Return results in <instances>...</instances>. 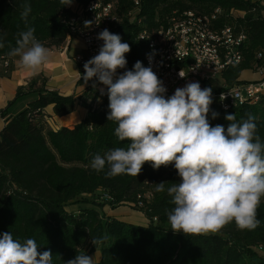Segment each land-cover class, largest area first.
I'll return each mask as SVG.
<instances>
[{
	"label": "trees",
	"instance_id": "trees-1",
	"mask_svg": "<svg viewBox=\"0 0 264 264\" xmlns=\"http://www.w3.org/2000/svg\"><path fill=\"white\" fill-rule=\"evenodd\" d=\"M107 1H116L122 14L133 8L132 0ZM25 2L32 8L27 21L20 14ZM139 5V15L148 25L153 24L157 14L174 9L208 11L221 6L246 10L250 20L245 26L249 45L245 60L223 74L228 84L250 67L254 50L264 46V19H252L251 9L256 7L258 14L259 6L250 0H140ZM64 8L60 0H0V36L5 43L0 48V57L11 58L10 46L15 47L17 34L28 27L35 29L34 35L43 46L55 49L61 46L68 36L59 16ZM138 29L136 23L123 18L113 31L131 49L125 54L126 67L119 70H132L136 61L143 65L146 44L136 39ZM30 92L37 93V98L0 130V234L11 233L21 243L35 239L40 252L51 250L53 264H66L78 254H87L88 247L91 254L96 250L100 253L95 264H264V200L257 209L260 224L254 230H241L232 222L207 235L173 232L167 216L175 205L167 188L181 179L173 164L155 170L145 163L137 177L126 174L106 177L107 168L97 172L90 167L95 155L103 156L115 148L126 150L130 143L120 141L115 135L118 125L107 120L110 112L107 88L83 93L82 99H90L89 104L84 102V118L72 127L57 129L46 120L49 116L45 108L52 105L53 114L62 117L73 112L76 98L29 84L18 88L15 99ZM213 112L218 114L215 119ZM228 114H235V122L254 115L256 135L264 144V100L228 111L211 104L209 124L223 125L226 130L231 123L225 119ZM160 182L165 184L164 192L155 191L156 183ZM147 191L152 197L149 201L142 200L143 206L137 207L138 196L144 199ZM85 195L113 207L117 202L132 203L143 213L148 225L104 217L102 202L99 206L92 204L93 207L83 205L75 213L67 209L70 204L94 203ZM93 239L103 242L94 245Z\"/></svg>",
	"mask_w": 264,
	"mask_h": 264
},
{
	"label": "clouds",
	"instance_id": "clouds-1",
	"mask_svg": "<svg viewBox=\"0 0 264 264\" xmlns=\"http://www.w3.org/2000/svg\"><path fill=\"white\" fill-rule=\"evenodd\" d=\"M60 2L70 5L72 0ZM31 11L30 3L22 4V19L27 21ZM34 33L32 27L20 31L8 52L18 58L21 69L32 74L50 58L49 49ZM97 39L103 45L84 64L82 79L87 83L95 77L107 86V120L118 125V139L130 143L126 150L95 155L90 167L97 172L107 168L106 177H137L145 163L155 170L173 164L181 178L167 188L175 205L167 216L173 232L207 235L232 222L241 230L257 228V209L264 198V144L256 135V117L249 114L235 122V114H228L225 119L231 123L226 130L223 125L213 127L207 118L213 102L211 88L201 89L199 82H191L165 98L166 88L151 66L136 61L132 70L117 75V69L126 67L125 54L131 50L118 34L104 29ZM4 47L0 36V48ZM148 59L151 64V54ZM217 115L213 112V119ZM155 191L164 192V182L156 183ZM102 242L92 240L94 245ZM39 248L35 239L21 243L11 233L0 234V264H53L51 250L40 252ZM66 264H95V259L78 254Z\"/></svg>",
	"mask_w": 264,
	"mask_h": 264
},
{
	"label": "built area",
	"instance_id": "built-area-1",
	"mask_svg": "<svg viewBox=\"0 0 264 264\" xmlns=\"http://www.w3.org/2000/svg\"><path fill=\"white\" fill-rule=\"evenodd\" d=\"M132 1L133 8L125 14L119 12L116 1L107 0L72 1L59 12L60 22L68 31L63 44L69 43L72 38L81 42L73 60L78 68L76 79L83 82L82 96L89 89L102 91L107 88L95 77L84 82V64L97 55L103 45V41L97 39L98 34L104 29L113 33L126 18L139 27L136 39L146 44L143 66H151L162 81L166 88L165 98L191 82H199L201 89H212L211 80L220 75L223 83L212 90V105L220 110L255 105L264 100V46L254 50L250 67L243 70L234 83L228 84L223 77L226 70L245 60L250 40L245 27L250 21L246 10L221 6L208 11L174 9L167 14H157L153 24L148 25L139 15L140 0ZM250 1L259 6L258 14L256 7L251 9L252 19H264V0ZM86 21L91 24L85 26ZM149 54L153 57L151 64ZM0 59L3 66H9L8 59ZM123 72L117 69V75ZM243 73L247 75L243 76ZM96 101L93 107H96ZM76 102L89 104L90 99L77 98ZM143 197L138 196L137 207L143 206L142 200L149 201L152 194L147 191Z\"/></svg>",
	"mask_w": 264,
	"mask_h": 264
},
{
	"label": "crops",
	"instance_id": "crops-1",
	"mask_svg": "<svg viewBox=\"0 0 264 264\" xmlns=\"http://www.w3.org/2000/svg\"><path fill=\"white\" fill-rule=\"evenodd\" d=\"M48 48V47H46ZM81 48V42L77 38H72L67 44L55 48H48L50 51V58L48 62L35 74L29 73L18 66V58L11 57L9 60V66H3V62L0 59V130L7 123L10 118L15 116L21 110H23L27 104L36 99L38 94L30 92L24 94L18 99H15L16 92L20 87H27L29 84H33L34 88H42L47 91H53L59 95H71L74 98L82 99L83 82L77 81L78 68L73 58L78 54ZM73 112L68 115L58 117L53 114L52 105L45 108L47 115L49 116L48 123L53 129H57L60 126L72 127L76 123L80 122L86 115L85 103L74 104ZM80 205L70 204L71 211H77ZM75 210H74V209ZM120 208V207H118ZM118 208H110L109 206H103L102 212L104 217L113 218L119 221H125L132 224L145 225L144 218L138 216L136 222L132 221V215L136 212L128 210H118ZM68 209V207H67ZM128 216V220L120 218L118 214ZM96 256V261L99 260Z\"/></svg>",
	"mask_w": 264,
	"mask_h": 264
},
{
	"label": "rangeland",
	"instance_id": "rangeland-1",
	"mask_svg": "<svg viewBox=\"0 0 264 264\" xmlns=\"http://www.w3.org/2000/svg\"><path fill=\"white\" fill-rule=\"evenodd\" d=\"M247 75V73H243V76H246ZM211 83H212V90H214V89H216L217 87H219L220 86V84H222L223 83V79L221 78V76L220 75H218L216 78H213L212 80H211ZM85 197L86 198H88L89 200H94V203H83V204H81L79 207H77L78 209H80V207H82L83 205H85V207H88V206H91V207H93V205L92 204H94V205H98L99 206V202H102V206H101V213H102V215L104 216V213L102 212V207L103 206H109L110 208H118V207H120V208H118V210H128V212L129 211H131V212H136V213H133V215H132V221H137L136 219L137 218H139L138 216H144L143 215V213L141 212V211H139V210H137L136 208H135V206L134 205H132V203L131 204H129V203H127V202H117V203H115V205H114V207L113 206H111L110 204H108V203H106V202H104V201H100L99 199H95V198H92L90 195H85ZM262 200H264V198H262ZM103 203L105 204V205H103ZM97 207V206H96ZM100 208V207H99ZM74 209V208H73ZM76 209V208H75ZM74 209V210H75ZM68 210L69 211H71L72 209H70L69 208V206H68ZM77 210V209H76ZM78 211V210H77ZM74 213L76 212V211H73ZM118 216L120 217V218H123V219H125V220H128L129 218H128V216L127 215H123V214H118ZM144 218V217H143ZM123 222H125V221H123ZM144 222H145V225L144 226H147L148 225V223H147V220L144 218ZM126 223H128V222H126ZM129 224H132V223H129ZM134 225H138V224H134ZM98 250H96V251H94V252H92V254H91V252L89 251V247L87 248V255L88 256H90V257H93L94 259H95V262H97L96 261V256H98V252H97ZM99 257H100V253H99Z\"/></svg>",
	"mask_w": 264,
	"mask_h": 264
}]
</instances>
